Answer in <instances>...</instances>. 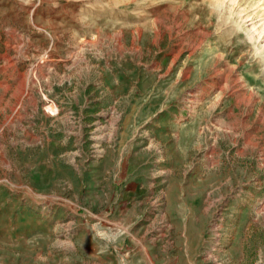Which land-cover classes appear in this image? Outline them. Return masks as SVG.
<instances>
[{
  "label": "rangeland",
  "instance_id": "374dc122",
  "mask_svg": "<svg viewBox=\"0 0 264 264\" xmlns=\"http://www.w3.org/2000/svg\"><path fill=\"white\" fill-rule=\"evenodd\" d=\"M0 264H264V0H0Z\"/></svg>",
  "mask_w": 264,
  "mask_h": 264
},
{
  "label": "bare ground",
  "instance_id": "6f19581e",
  "mask_svg": "<svg viewBox=\"0 0 264 264\" xmlns=\"http://www.w3.org/2000/svg\"><path fill=\"white\" fill-rule=\"evenodd\" d=\"M252 20H253V18H252Z\"/></svg>",
  "mask_w": 264,
  "mask_h": 264
}]
</instances>
